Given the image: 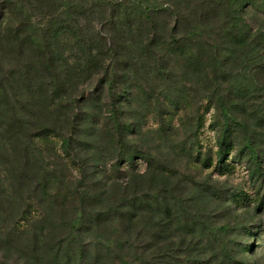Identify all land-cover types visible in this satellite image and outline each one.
<instances>
[{"label": "trees", "instance_id": "obj_1", "mask_svg": "<svg viewBox=\"0 0 264 264\" xmlns=\"http://www.w3.org/2000/svg\"><path fill=\"white\" fill-rule=\"evenodd\" d=\"M39 1L48 15V24L37 40L33 36L29 38L42 58L40 68L48 79L47 106L58 112L55 115L61 116L63 122L58 126L54 120L53 126L39 125L30 131L21 98L40 96V90L30 91L28 71L21 72L19 92L12 88L8 90V78L0 76V111L11 119L5 122L2 137L17 136L18 132L23 138L22 151L17 146L14 149L4 138L6 144H1L6 153L0 149V161L6 158L4 163L8 169L16 162L22 163L23 167L29 166L31 161L26 154L32 152L29 147L36 148L34 140L52 135L58 139L60 151L68 163L75 166L77 178L60 190L63 177L55 169L43 172L41 161L36 163L32 184L33 191L38 193L35 200L39 199V203L47 201L48 205L47 208L41 206L46 214L41 222L46 223L49 218L64 234L56 243L49 244L46 242L50 234L48 228L42 226L36 230L30 245H26L32 255L29 261L32 264H211L214 258L210 262L206 255L214 245L218 252L214 264L223 261L247 264L233 262L230 257L231 250L225 245L230 230L228 225L215 224L209 215L195 210L198 200L184 195L173 176L156 170L121 181L118 166L134 170L138 159L148 170H155L149 154L130 148L128 136L139 131L137 123L131 121L136 107L151 102L159 106L157 98L149 100V81L154 79L163 83L173 79L175 71L168 67L163 57L176 55L188 61L196 58L195 63L199 64L197 58L200 57L189 50L188 44L204 41L203 46H198L201 53L208 54L206 69L209 73L204 70V86L209 90L211 84L223 76L224 48L246 49L255 42L264 47V35L253 28L245 16L248 10H258L264 17V0H181L191 7L184 8L185 12L169 11L174 21L164 36L154 19V15L164 9H150L139 0L114 3L98 0L99 8L95 12L88 0ZM1 2L0 34L3 20L11 23L4 27L7 36H17L21 29L29 28L30 19L21 20V5L13 0ZM93 13L100 31L89 34L81 28L78 19ZM217 17L220 19L217 24L200 28L203 21ZM59 34L67 36L65 41L75 54L63 57L59 52ZM32 78L38 81L40 74ZM209 99L222 118L215 142V168L221 171L227 166L225 156L233 152L234 127L241 124L230 116L227 98L210 93ZM165 100L178 107V97L167 96ZM16 105L23 115L16 114ZM33 105L41 110L46 106L45 103ZM99 140H105L115 149L117 167L108 176L94 178L95 172H89L91 164L79 157L78 150L81 147L91 149ZM245 141L246 152L241 158L249 164L247 171L252 187L261 166L251 141ZM35 152L41 156L39 149ZM23 153L25 159L20 155ZM125 173L129 170L123 175ZM7 175L13 178L10 172ZM216 193L208 192L206 200L215 199ZM254 194L257 198L251 203L259 210L264 198L258 196V191ZM239 195L230 196L234 205L238 206L236 198L244 200L245 196ZM249 202L238 207H246ZM27 207L22 213L28 211ZM20 220L28 225V218L23 214ZM17 230L18 233L24 231Z\"/></svg>", "mask_w": 264, "mask_h": 264}, {"label": "rangeland", "instance_id": "obj_2", "mask_svg": "<svg viewBox=\"0 0 264 264\" xmlns=\"http://www.w3.org/2000/svg\"><path fill=\"white\" fill-rule=\"evenodd\" d=\"M13 1L23 7V17H21L23 19L21 20L26 22L30 19V24H28L29 28L17 32V36H7L6 32H3L4 27L11 26V23L9 20H3L5 26L3 25L0 34V76L8 78L10 82L8 90L12 88L15 92H19V88L22 87L19 83L21 72L28 71L30 91L40 90L42 95L36 94L33 97L28 95L22 97V101L20 100L24 103L23 108L27 112L25 118L29 120L30 131L39 125L53 126L54 120L57 122L56 125L60 126L63 118L55 115L58 112L52 111L47 106L48 79L40 68L42 58L29 38V36H33L36 40L39 38L40 33L48 24V15L44 13L43 4L39 0ZM107 1L114 3L120 0ZM123 1L129 2L130 0ZM139 1L150 9H164L163 12L154 15L160 34L163 36L166 35L165 31L174 21L169 11L185 12L184 8L191 7V4L185 5L181 0ZM88 3L94 12L99 8L98 0H88ZM245 16L248 23L264 35L263 15L258 13V10H248ZM95 18L94 13L80 17L78 20L81 28L90 32L89 34L99 32L100 27ZM218 20L220 21L219 18H213L203 21L200 28L215 25ZM66 37L62 34L58 36L59 52L64 58L75 54L69 50L68 42L65 41ZM198 45L203 46L204 41H193L188 44V48L200 57L197 58L199 64L195 63L196 58L188 61L185 57L176 55L163 57L168 67L175 71L173 79L163 83L152 79L149 81L150 89H147L148 94L151 95L149 100L157 98L159 106L156 107L152 102L150 105L145 103L136 107L131 115V121L133 124L137 123L139 131L137 134L128 136L130 148L149 154L155 170H152L153 168L148 170L147 165L137 159L135 162L138 166L134 170L118 166L121 171L118 176L122 179L121 181H124L130 179V176L156 170L170 174L174 177V181H178L179 188L184 195L193 196L198 200L195 210L209 215L215 224L228 225L230 230L225 237L227 239L225 245L227 250H231L229 254L233 262L264 264V202L259 210L256 209L255 204L251 203L257 198L255 191H258V196L264 198V47L262 48L255 42L246 49L226 50L224 48L221 69L223 76L217 83H212L208 90L204 86L205 72L209 73V69H206L208 54L201 53ZM38 73L40 80L36 81L37 77L34 80L32 76ZM210 93L227 98L231 106L230 116L241 124V126L234 127L235 135L231 139L233 152L225 156L227 166L221 171L215 168L217 150L215 142L219 136L218 128L222 118L215 109L213 101L209 99ZM167 96L178 97V107L169 105L165 100ZM33 103H45V110L35 107ZM16 114L23 115L18 105H16ZM7 120L10 121V117H4L0 111V149L6 153V148L2 145L5 143V138L6 142L10 141L14 149L17 146V149L22 151L21 133L16 132L17 136L9 134L6 135L8 137H2ZM64 133L66 131L62 134ZM248 139L251 141L261 166L260 175L252 187L249 184V172L247 171L249 164L246 163L245 158H241L246 152L245 140ZM34 144L41 156L35 152L36 148L29 147L32 151L26 154L30 157L29 166L23 167L22 163L16 162L10 164L12 167L8 169L4 163L6 158L0 161V264H32V261H29L32 256L30 247L26 249V245H30L29 242L34 232L42 226L48 228L50 232L46 239L49 244H53L64 234L61 228L57 229L53 226L49 218L46 223L41 222V219L46 216L41 206L48 205L47 201L42 202L41 200L39 203V199L35 200L38 193L32 189L34 170L39 160L43 172L55 169L59 176L63 177L60 190L64 189L66 183L73 182L77 178V170L75 166L68 163V159L60 151L56 137L49 135L36 139ZM114 150L105 140H99L91 149L81 147L78 155L91 164L89 172H95L94 178H98V176H108L112 174V170L116 169V151ZM20 155L25 159L24 153ZM125 170H129V173L123 175ZM7 172H10L13 178L9 177ZM212 191L217 192L216 198L211 197L206 200L208 192ZM234 194L245 196V201L236 198L235 202L238 206L242 207L249 200L250 202L246 207L239 208L229 199ZM26 206L29 207L28 211L22 213ZM22 214L28 218L29 226L20 220ZM17 229L24 231L18 233ZM7 235H9V240H6ZM210 252L213 253L210 254ZM210 252L206 256L209 260L214 258L212 259L214 264L218 258L214 245ZM222 264H232V262L223 261Z\"/></svg>", "mask_w": 264, "mask_h": 264}]
</instances>
